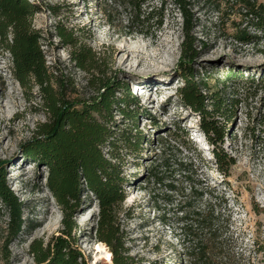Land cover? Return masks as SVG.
<instances>
[{"label": "rangeland", "instance_id": "1", "mask_svg": "<svg viewBox=\"0 0 264 264\" xmlns=\"http://www.w3.org/2000/svg\"><path fill=\"white\" fill-rule=\"evenodd\" d=\"M28 1L37 5L31 26L39 35L49 71L63 82L66 99H91L107 79L127 84L136 96V105L129 109L139 111L137 119L113 111L118 132L124 130L132 141L136 134L145 138L138 150L122 141L117 149L128 181L123 184L126 198L119 205L116 221L129 253L146 264H187L180 253L181 225L190 185L174 165L158 167L164 175L161 182H147L145 173L157 160L160 147L149 139L162 137L163 142L176 143L171 136L178 124L190 141L188 149L177 145L180 152H174L194 163L196 189L203 192L204 199L211 197L216 202L214 197L224 194L236 251L244 255L246 264H264V29L255 28L250 21L245 0H185L193 23L189 34L195 38L198 52L191 63L195 79L204 82L206 96L219 94L234 102L223 144L235 160L228 176L219 170L212 146L200 129L199 116L179 94L184 84L179 61L186 31L177 0H148L145 9H161L162 22L159 27L133 33L124 27L127 10L112 0ZM255 2L264 4V0ZM241 31L252 40H237ZM69 39L92 49L96 68L88 72L76 65ZM228 72L235 76L228 79ZM46 112L39 86L31 77L24 83L19 79L0 35V159L5 161L1 167L8 186L23 203L24 219L22 230L6 242L9 218L0 201V264H49L36 260L33 245L41 242L45 246L63 228L62 208L46 187L47 168L25 156L21 147L36 125L48 119ZM203 181L208 188L200 184ZM82 199L85 203L73 215L76 227L71 246L87 264H113L101 255L99 244L110 248L96 233L97 201L89 191ZM192 199L195 205L200 203V198ZM88 210L93 214L90 219L88 212L84 214Z\"/></svg>", "mask_w": 264, "mask_h": 264}, {"label": "trees", "instance_id": "2", "mask_svg": "<svg viewBox=\"0 0 264 264\" xmlns=\"http://www.w3.org/2000/svg\"><path fill=\"white\" fill-rule=\"evenodd\" d=\"M112 1L127 10L124 27L129 33L143 32L152 25L159 27L162 22L161 9H145L148 0ZM177 3L184 14L186 31L179 61L184 84L179 94L183 103L199 116L200 129L212 146L219 170L228 176L235 160L225 152L223 144L234 102H227L219 94L208 97L202 92L204 82L195 79L191 66L198 54L195 38L189 34L192 19L186 9V1L177 0ZM245 3L252 24L255 28L264 29V4L257 5L255 0H245ZM103 11L109 16L107 9ZM35 12L37 5L28 0H0V35L5 41V48L12 54L19 79L24 83L27 77H31L39 86L48 114V119L39 122L32 136L21 145L23 154L47 168L46 187L63 211L61 234L54 236L45 246L41 242L33 245L36 260L49 264H87L72 248L71 239L72 230L76 227L73 215L85 203L82 195L89 191L99 209L96 233L99 240L110 248L108 250L104 244H99L101 255H105L113 264H146L129 253L116 221L119 205L126 198L123 184L128 181L123 175L122 157L117 152L118 142L122 141L126 146L134 145V149L138 150L142 148L141 143L145 138L136 134L132 141L124 130L118 132L113 111H118L123 118L137 119L139 111L129 109L132 104L136 105V96L127 84L107 79L99 84L97 96L91 99L80 102L66 99L63 82L49 71L38 43L39 35L32 29L31 20ZM61 34L66 36L64 31ZM235 37L240 42L252 40L245 31L237 33ZM68 41L74 47L71 54L77 66L88 72L96 68V57L91 48H85L76 39ZM233 76L228 72V79ZM175 125L171 140L178 144L165 141L166 146L162 137L149 139L150 143L157 141L160 147L157 160L150 163L145 173L147 182H161L164 175L157 171L158 167L174 165L183 172L190 185V200L185 201L187 206L184 205L186 208L182 210L180 253L183 260L187 264H246L244 255L236 251L235 238L230 232L231 213L224 194L217 193L219 195L214 197L217 202L212 201L211 197L210 200L204 199L203 192L196 189L194 182V163H188L174 152L175 149L180 152L177 145L188 149L190 141L188 133L180 125ZM4 162L0 159V201L8 212V242L22 230L24 219L23 203L8 186L5 170L1 167ZM200 184L209 187L208 182ZM194 197L200 198L198 205L194 204Z\"/></svg>", "mask_w": 264, "mask_h": 264}, {"label": "bare ground", "instance_id": "3", "mask_svg": "<svg viewBox=\"0 0 264 264\" xmlns=\"http://www.w3.org/2000/svg\"><path fill=\"white\" fill-rule=\"evenodd\" d=\"M148 90H149V89H148ZM149 92H150V90H149ZM136 94H138V91H137ZM147 94H148V93H147ZM152 99H153V98H152ZM91 211H92V210H91ZM87 212L89 213L90 210L86 211V213H84V214H87ZM90 213H92V212H90ZM90 213H89V215H87L88 219L92 218V215H93V214H90Z\"/></svg>", "mask_w": 264, "mask_h": 264}]
</instances>
